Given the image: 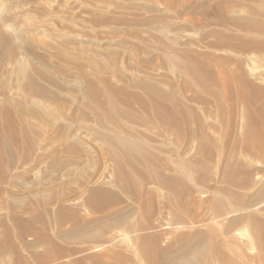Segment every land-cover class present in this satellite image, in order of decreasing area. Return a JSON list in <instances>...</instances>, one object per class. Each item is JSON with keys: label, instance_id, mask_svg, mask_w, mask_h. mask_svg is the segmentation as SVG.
Segmentation results:
<instances>
[{"label": "rangeland", "instance_id": "rangeland-1", "mask_svg": "<svg viewBox=\"0 0 264 264\" xmlns=\"http://www.w3.org/2000/svg\"><path fill=\"white\" fill-rule=\"evenodd\" d=\"M11 1L0 0V3L9 4ZM27 1L15 2L18 6H26L30 18L37 19L31 2ZM142 1L160 10L168 9L172 19L161 20L152 15L148 21L151 14L141 15L130 10L121 15L123 19L119 25L135 23L133 27H137L147 20L149 23L146 21L141 28L148 31L150 45L160 49L167 47L168 52L174 40L185 39L190 44L188 51L186 47L177 46L178 50L181 49L178 63H185L182 67L189 65L187 72H183L181 64L171 66L162 59L146 65L148 68L145 69L149 70L142 69L164 91L167 90L171 103L183 106L182 133L176 134L170 128L166 135L172 134L171 138L162 133L161 137L155 138L157 143H162L167 156L158 164L171 175L174 163L181 159L186 162L189 177L183 176L179 185L172 188L176 193L170 195L171 189L167 194L168 190L159 192L152 188L153 184L140 168L127 166L126 171L130 167L135 170L133 173L128 171L133 175L125 172L130 177L128 181L120 187H113L114 170L110 168V162L105 161L106 155H102L104 159L98 156L94 161L97 163H91L88 168L87 179L102 172L101 180L103 178L105 184L107 181V186L111 184L107 188L111 189L112 195L103 197V200H92L88 205L84 198H78L77 191L73 193L85 182H79L73 190L58 193L53 188L50 191L46 187H30L31 181L42 176L41 170L35 166L12 178L0 173V189H4L0 193V264H174L167 255L175 251L178 254L182 247L178 241L183 240L181 244L184 245L188 235L193 234L198 235L204 248L192 253L195 255L186 264H264V20L262 18L263 24L257 29L254 25L235 22L234 25L232 21L223 26L219 22V25L210 22L208 17L212 10L205 0H176V4L173 0ZM169 1L173 3L169 4ZM242 5L239 8L241 16L255 8L247 0ZM255 9L253 11L257 12ZM174 22L181 26L179 30H173L171 23ZM3 54L0 51V71L10 69L18 61L17 57L9 61ZM132 70L136 73L135 69ZM104 165H107L105 169ZM76 198L84 203H79ZM121 201L132 205L129 216L88 229L81 226L86 219L104 215ZM84 204L80 208L79 205Z\"/></svg>", "mask_w": 264, "mask_h": 264}, {"label": "bare ground", "instance_id": "bare-ground-1", "mask_svg": "<svg viewBox=\"0 0 264 264\" xmlns=\"http://www.w3.org/2000/svg\"><path fill=\"white\" fill-rule=\"evenodd\" d=\"M15 1L9 4L0 3V51L4 52L7 60L11 61L12 57H17L18 60L10 69L0 71V173L12 178L17 173H23L35 166L41 170L42 176L39 180L31 181L30 187L33 189L46 187L49 190L53 188L57 192L73 190L72 188L77 187L79 182H85L72 192L76 194L77 191L78 198H84L89 205L92 200V202L103 200L112 195L111 189L108 190L111 184L108 183L110 186H107V181L105 184L102 181L104 179L101 180L102 172L97 177L87 179L90 164L97 161L98 156L106 155L105 161L108 160L113 168L109 167L114 170L113 187H120L128 181L130 177L125 172L131 170L133 173L135 170L130 167L126 171V167L133 166L146 173V178L153 184L152 188L159 192L168 190L167 194L171 189L172 195L180 179L190 174L187 173L189 169L188 167L186 169V162H182L180 156V160H175V163L172 158L175 164L173 175H169L171 172L166 174L158 164L163 160L162 157L167 158L164 146L157 143L155 138L160 136V133L166 135L170 128L176 134L181 132L183 106L171 103L172 100L170 99V102L169 96L167 97V90L164 91L153 79L151 80L150 74L143 70H149L145 69L148 68L146 65L156 59L157 61L162 59L163 62L178 67L177 64L181 63H178L180 58L177 56L181 49L178 50L177 46L186 47L188 51L190 44L185 39L178 42L174 40V43L171 42L169 45L168 52L166 46L165 49L151 46L148 31L141 28L152 15L161 20L172 19L173 16L168 9L160 10L157 6L142 0H48V2L28 0L31 2L32 11L37 14V19L33 20L30 18L31 13L25 9L26 6H18ZM205 1L209 2L208 7L212 10V15L208 19L213 24L220 23L225 26L224 24L232 21L233 24L235 22L241 25H254L255 29L263 24L261 21L262 18L264 20V0H247L258 10L252 7L248 14L243 12L247 14L246 16H241L242 10L239 9L246 0ZM170 2L173 3L169 1V4ZM130 10L151 15L145 19L144 24L141 23L142 25L137 27H133L135 23L128 26L119 25L121 15L129 13ZM152 21L155 22L154 19ZM171 25L173 30L181 28L175 22ZM188 67H182L184 73ZM132 69H135L136 73H133ZM180 73L182 74L181 71ZM163 141L165 142V139ZM135 174L137 175V172ZM2 192L4 189L3 191L0 189V193ZM168 198L172 197L168 195ZM77 201L84 203L81 199L82 202L79 199ZM129 203L118 202L104 215L86 219L81 226L88 229L108 221L113 223L121 221L132 211L133 207ZM79 206L82 208L85 204ZM188 236L184 245L181 244L183 240L178 241L180 246L182 245L178 254L175 251L170 253V256L167 255L171 263L186 264V261L195 255L192 253L202 251L204 248L198 235Z\"/></svg>", "mask_w": 264, "mask_h": 264}]
</instances>
